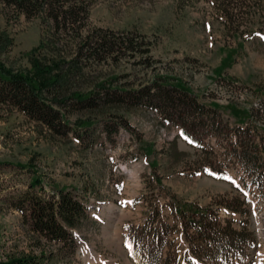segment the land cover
<instances>
[{
    "label": "rangeland",
    "instance_id": "obj_1",
    "mask_svg": "<svg viewBox=\"0 0 264 264\" xmlns=\"http://www.w3.org/2000/svg\"><path fill=\"white\" fill-rule=\"evenodd\" d=\"M257 7L255 13L242 15L238 30L243 33L233 37L211 0H95L90 27L139 32L149 41L150 52L143 63L135 57L93 65L78 75L76 87L87 90L117 77L118 85L126 83L125 89L136 90L166 75L189 87L198 103L224 107L221 113L229 128L237 120L228 115L226 105L241 113V119L249 114L263 129L264 6ZM6 14L0 8V33L11 39L0 48L3 65L28 72L34 56L47 63L62 61L38 50L51 31L46 21ZM90 114L97 117L96 125L80 142L71 132L53 135L19 112L0 109V162L31 163L47 183L75 188L87 206V217L74 232L75 249L66 248L60 256L57 247L28 231L18 211L0 201V259L45 253L46 264H138L127 234L146 224L150 214L165 237L163 257L170 250L180 257L186 244L182 222L170 207L174 196L214 210L237 229L246 224L254 239L229 254L227 264H264V198L240 183L246 172L230 153L233 130L232 139L223 141L191 120L187 123L196 132V146L181 135L180 126L164 119V113L143 106L122 105L112 113L70 117ZM120 119L129 128L115 129L113 123ZM27 181L26 171L0 167V197L24 189ZM235 196L246 201L237 212L225 205ZM180 264L189 263L182 259Z\"/></svg>",
    "mask_w": 264,
    "mask_h": 264
},
{
    "label": "trees",
    "instance_id": "obj_2",
    "mask_svg": "<svg viewBox=\"0 0 264 264\" xmlns=\"http://www.w3.org/2000/svg\"><path fill=\"white\" fill-rule=\"evenodd\" d=\"M95 0H0L4 14L14 18H41L50 25V34L40 43L43 49L62 61L47 63L31 57L28 72L13 71L0 62V109L16 111L44 126L53 135L65 136L70 132L80 142L84 135L96 125L95 115L71 119L72 113H112L122 105L143 106L161 111L180 126L186 139H195L196 132L187 122H200V128L217 136L220 140H231V155L235 165L241 167L246 176L240 183L257 189L264 198V128L254 125L248 114L241 119V113L230 106L229 116L237 120L229 128L223 119L220 105L198 103L197 96L182 81L166 75L155 76L150 83L139 89H125L126 83H116L117 77L99 81L87 90L76 87L78 75L84 70L103 62H117L121 59L139 57L144 62L150 52L146 37L136 31L116 32L108 28L90 27L89 11ZM213 7L221 13L231 35L238 33L239 20L243 14L255 13L257 6H264V0H211ZM252 11V12H251ZM6 14V15H7ZM234 21L237 25L234 26ZM243 33L242 30L239 31ZM11 39L0 33V48L10 44ZM232 50H236L232 48ZM67 55H64V52ZM67 70H66V69ZM78 86V85H77ZM223 109V110H222ZM91 116V117H90ZM244 120L243 123L238 122ZM120 122L121 125L118 123ZM113 123L115 129L129 128L120 119ZM194 125V124H193ZM10 165L28 173L25 188L0 197L8 208L18 211L28 231L57 247L62 256L66 248L76 247L75 230L87 217V206L73 187L47 183L31 163L0 162V167ZM153 180L160 186L158 179ZM246 204L239 196L225 202L228 209L237 212ZM170 207L176 218L182 222L181 237L186 252L180 257L170 250L163 257L161 253L165 237L155 226V215L146 218V224L138 230L130 229L128 243L132 246L138 264H227L229 254L254 239L246 224L237 229L230 219L221 220L214 210L171 197ZM156 220V221H155ZM154 227H148L153 225ZM166 244V242H165ZM40 255H11L0 259V264H46ZM47 258V257H46Z\"/></svg>",
    "mask_w": 264,
    "mask_h": 264
},
{
    "label": "snow or ice",
    "instance_id": "obj_3",
    "mask_svg": "<svg viewBox=\"0 0 264 264\" xmlns=\"http://www.w3.org/2000/svg\"><path fill=\"white\" fill-rule=\"evenodd\" d=\"M225 179H229V177H225Z\"/></svg>",
    "mask_w": 264,
    "mask_h": 264
}]
</instances>
